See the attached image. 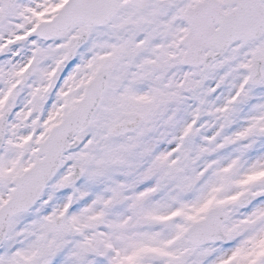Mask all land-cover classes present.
Listing matches in <instances>:
<instances>
[{"label":"snow or ice","instance_id":"snow-or-ice-1","mask_svg":"<svg viewBox=\"0 0 264 264\" xmlns=\"http://www.w3.org/2000/svg\"><path fill=\"white\" fill-rule=\"evenodd\" d=\"M0 264H264V0H0Z\"/></svg>","mask_w":264,"mask_h":264}]
</instances>
